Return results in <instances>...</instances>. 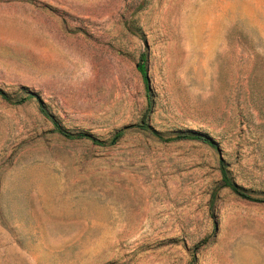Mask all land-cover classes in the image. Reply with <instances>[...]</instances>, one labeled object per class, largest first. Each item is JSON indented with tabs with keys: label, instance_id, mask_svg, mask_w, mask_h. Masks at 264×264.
Here are the masks:
<instances>
[{
	"label": "rangeland",
	"instance_id": "374dc122",
	"mask_svg": "<svg viewBox=\"0 0 264 264\" xmlns=\"http://www.w3.org/2000/svg\"><path fill=\"white\" fill-rule=\"evenodd\" d=\"M0 88V264H264V0H0Z\"/></svg>",
	"mask_w": 264,
	"mask_h": 264
},
{
	"label": "trees",
	"instance_id": "16d2710c",
	"mask_svg": "<svg viewBox=\"0 0 264 264\" xmlns=\"http://www.w3.org/2000/svg\"><path fill=\"white\" fill-rule=\"evenodd\" d=\"M138 70L140 71L142 78L144 80V82L148 83V76H147V72L145 69L144 64H139L138 65ZM27 96L28 98L30 97H37V95L34 92H29L27 91ZM0 96H2L3 98H7V94L4 92V90H2L0 88ZM41 111L44 115H46L47 117H49L50 119H52L53 124H54V130L56 132H58L59 134L65 136V137H69V138H88L91 139L93 142L95 143H101L102 141L90 134H87L85 132H78V133H71L69 131H67L66 129H64L61 125H59L54 119L53 117L44 109L41 108ZM138 126H140L142 129L148 130L150 131L153 135H155L156 137L160 138V139H164L166 141H170V140H176V139H191V140H199L203 143H206L212 147H217V143L215 142V140L213 138H211L209 135L207 134H203L200 132H195V131H186V132H181L178 133L175 137H170V138H163V136L157 132L156 130H154L153 128H151V126L149 125V123L146 120L145 115L143 116L141 122L139 124H137ZM124 133L123 129H120L118 131H116L113 136L110 138L109 143L110 144H114ZM219 170L221 173V185L223 187H228L230 188L233 192H235L237 195H239L240 197L246 198V199H252L245 190H243L241 187H239L238 185H236L231 178L228 175V171L223 163V160L221 161V163L219 164ZM264 201V200H263Z\"/></svg>",
	"mask_w": 264,
	"mask_h": 264
}]
</instances>
